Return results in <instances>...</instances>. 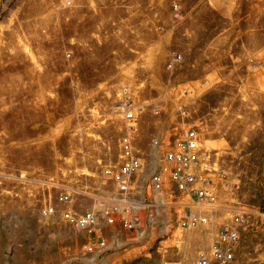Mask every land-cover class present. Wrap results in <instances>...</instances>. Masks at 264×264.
I'll return each instance as SVG.
<instances>
[{
	"label": "rangeland",
	"instance_id": "rangeland-1",
	"mask_svg": "<svg viewBox=\"0 0 264 264\" xmlns=\"http://www.w3.org/2000/svg\"><path fill=\"white\" fill-rule=\"evenodd\" d=\"M126 87L144 169L139 189L120 194L101 171L120 160ZM191 125L212 154L214 206L148 184ZM63 189L64 208L98 214L103 249L42 216ZM113 204L139 227L107 223ZM185 204L207 223L180 228ZM238 210L227 264H264V0H0V264H194Z\"/></svg>",
	"mask_w": 264,
	"mask_h": 264
},
{
	"label": "built area",
	"instance_id": "built-area-1",
	"mask_svg": "<svg viewBox=\"0 0 264 264\" xmlns=\"http://www.w3.org/2000/svg\"><path fill=\"white\" fill-rule=\"evenodd\" d=\"M180 54H171V61H178ZM119 108L127 126L126 131L118 139L120 160L114 165L102 168V177L111 180L115 189L120 194H130L139 189L138 175L144 169L141 155L134 147L132 130L133 123L137 121L139 112L130 88L121 90ZM182 114H188V110L182 109ZM158 141H150L151 146H156ZM212 154L202 146L201 138L196 126L191 125L178 134L169 147L161 154L160 163L149 175V187L159 192L167 183H171L182 197H187L193 202H202L208 206H214L216 202L215 180L210 165ZM203 167L206 171L201 173ZM204 169V170H205ZM73 200V194L69 189H63L56 197L54 204L42 207L41 214L44 217L58 215L69 226L83 231L88 236H95L85 246L86 251L93 252L103 249L105 242L96 236L98 228V214L94 210L77 211L72 208H64ZM183 205L177 214V222L180 228L190 229L199 224L207 223V217L194 212ZM107 223H113L116 216L121 224L128 230L139 227L141 220L131 208H120L118 204L105 207L101 212ZM245 212L238 210L227 220L219 230L209 251L201 252L194 264H227L234 258L233 248L239 240V234L245 223Z\"/></svg>",
	"mask_w": 264,
	"mask_h": 264
},
{
	"label": "bare ground",
	"instance_id": "bare-ground-1",
	"mask_svg": "<svg viewBox=\"0 0 264 264\" xmlns=\"http://www.w3.org/2000/svg\"><path fill=\"white\" fill-rule=\"evenodd\" d=\"M71 1H72V0H64V2H66V3H70ZM197 234H198V233H197ZM198 237H199V235H198ZM189 248H190V247H188L187 250H189ZM192 249H193V248H192ZM190 250H191V248H190ZM190 250H189V251H190ZM189 251H188V252H189ZM191 251H193V250H191ZM188 252H187V253H188ZM185 254H186V252H185ZM189 254H190V253H189ZM187 255H188V254H187ZM188 256H189V255H188Z\"/></svg>",
	"mask_w": 264,
	"mask_h": 264
}]
</instances>
